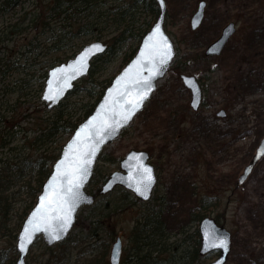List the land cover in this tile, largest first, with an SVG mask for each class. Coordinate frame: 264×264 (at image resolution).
Segmentation results:
<instances>
[{
	"label": "rangeland",
	"instance_id": "1",
	"mask_svg": "<svg viewBox=\"0 0 264 264\" xmlns=\"http://www.w3.org/2000/svg\"><path fill=\"white\" fill-rule=\"evenodd\" d=\"M165 1V28L176 49L174 63L131 125L104 148L101 154L104 160H99L95 167L101 179L98 185H90L87 191L98 194L105 178L119 169L120 161L129 151H146L158 174L153 196L162 197L159 201L165 211L170 244L175 247L182 241L189 246L190 240H182L184 235L199 227L198 224H191V215L206 213V217L218 220L231 233V251L226 264H264V156L247 179L242 184L238 182L264 138V0H203L208 5L205 19L197 30L191 28V17L202 0ZM32 6V0H29L18 7L6 16L2 27L11 29L10 23L18 20ZM151 11L149 6L140 8L136 14L139 29H150L155 22ZM230 21L237 26L236 34L222 54L206 56V47ZM115 34L109 31L99 40L92 36L78 40L75 46H81L75 51L74 48H67L62 57L64 61L68 57L73 58L85 45L94 41L111 44V37ZM34 36L35 32L30 30L11 34L0 46V63H17L20 66V71L0 81V109L4 116H8L5 129L16 121L20 123L15 128L14 144L21 149V154H58L71 133L60 134L44 145H32L33 135L47 126L48 119L55 112V109H48L42 100L43 75L60 64H53L56 54L48 55L47 50L39 54L28 51L29 41ZM45 40L47 38H41L40 42ZM138 43L137 40H129L123 53H130ZM123 53L112 56L105 64L103 60L98 61L93 96L88 94V89L92 88L87 82L88 77L77 83L84 90H77L69 97L67 104L76 115L74 119L83 117L82 105L88 102L91 106L97 105L102 92L126 66L128 62H124ZM182 74L194 76L201 84L203 103L197 111L190 106L191 92L183 85ZM221 111L225 113L224 117L219 113ZM26 113L29 116H25ZM5 153L8 157L12 155L15 161L19 158L17 149L13 152L5 149ZM96 198L95 204L100 200L114 204L121 196L117 190H113L101 194V197L96 195ZM16 200L12 223L17 221L19 213L26 207L31 206L30 212L36 204L26 194ZM155 200L152 197L146 204L151 207ZM142 203L130 202L125 211L109 218V222L115 225V237L111 240L104 264H110L111 247L117 237L122 239L124 247L123 264L129 249V237L147 208ZM95 204L79 211L81 223L78 226L75 224L76 229L71 233L76 239L82 223L88 227L86 216ZM182 228L184 233L181 232ZM8 240L10 237L0 234V250L9 252L11 241ZM39 243L32 247L27 264H39V257L44 253ZM190 246L192 248V242ZM83 247L79 245L75 248L73 259L63 264H97L96 257ZM63 249L66 251L67 246H54L52 251L57 253ZM217 256L216 253L202 255L198 262L208 264Z\"/></svg>",
	"mask_w": 264,
	"mask_h": 264
},
{
	"label": "trees",
	"instance_id": "2",
	"mask_svg": "<svg viewBox=\"0 0 264 264\" xmlns=\"http://www.w3.org/2000/svg\"><path fill=\"white\" fill-rule=\"evenodd\" d=\"M27 1L29 0H0V46L4 45L11 34L30 30L35 32V36L29 41L30 49L28 51L39 54L40 51L47 50L46 54L48 55L56 54V59L53 63L56 64L64 61L62 55L65 54L64 51L67 48L71 50L74 48L73 50L75 51L77 48L75 44L78 40H84L85 37L89 36L99 40L105 37L109 31L116 33L111 37L112 42L109 50L105 54L96 57L92 63V68L87 76V82L93 88L88 89L90 96H93V90L96 88L93 80L94 75L98 72V61L103 60V64H105L110 61L112 56L123 53L127 42L131 39L134 42L137 40L139 43L137 48L130 53L129 51L123 53L125 55L124 62H129L136 53L142 37L149 30V28L142 30L138 27L139 20L136 18V14L140 8L149 6L152 10V20H156L159 15V7L155 0H32V8L23 12L18 20L10 23L11 29L8 30L7 26L2 27L6 16L13 13L18 7L24 6ZM41 38H47V40L40 42ZM15 71H20V66L17 63L12 65L0 63V81H4L5 78ZM47 74L48 71L43 75L44 85ZM79 89H82V87L76 85L74 90L68 94L66 100L54 108L55 112L48 119L47 126L33 135L32 145H44L60 134H73L76 127L91 114L96 104L91 106L89 102L82 105L84 109L83 117L74 119L75 113L69 110L68 99ZM25 116H29V113H26ZM7 119L8 116H4L0 109V234L10 237L12 243H10L11 249L9 248V252L0 250V264H16L18 253L14 243L31 208V206L29 208L26 207L19 213L17 221L12 223V211L15 209L16 199L26 194L31 197L32 203H36V198L41 193L42 187L51 173L53 164L61 154L62 148L58 154L46 153L38 156L21 154V149L14 144L16 138L14 134L15 128L20 123L16 121L15 124L7 125V129H5L4 125H6ZM5 149H10L11 152L17 149L19 158L15 161L12 155L6 156ZM99 160H104L103 156ZM100 179L95 171L88 187L90 185H98V180ZM115 190L121 196L118 202L112 204L104 203L103 200H100V203L90 207V212L86 216L88 217L86 220H89L88 227L86 228L84 226L85 223H82L79 227V237L76 239L75 235H71L76 229L74 226L75 229L73 228L68 238L55 245L62 247L66 245V251L63 249L54 253L52 251L54 246H47L40 237L37 242L39 241V244L42 245L44 253L39 257L38 263H68L75 256L72 255L74 249L79 245H84L83 248L88 250L90 255L96 257L97 264H104L111 240L115 237V225H113L114 222H109V218L125 211L130 202L135 201L136 203L140 201L122 187H118ZM97 193V197H101L100 189H98ZM154 198L156 200L151 207L146 202L142 203L147 205V208L143 216L141 215L138 218L132 230L129 237V249L123 264L198 263L200 256H202L200 253L201 236L199 228L196 227L192 233L184 235L182 239L183 241L190 240V245L191 242L193 244L192 248L190 245H185L182 241L174 247L173 244L169 243L171 237L168 234L164 220L165 211L160 206L159 200L162 197L153 196V200ZM206 216V213H194L191 215L190 222H192L191 224L199 225ZM80 223L81 220L78 219L77 215V226ZM181 232H185L184 228L181 229ZM78 256L77 253L76 257ZM91 264L93 263L91 262Z\"/></svg>",
	"mask_w": 264,
	"mask_h": 264
},
{
	"label": "water",
	"instance_id": "3",
	"mask_svg": "<svg viewBox=\"0 0 264 264\" xmlns=\"http://www.w3.org/2000/svg\"><path fill=\"white\" fill-rule=\"evenodd\" d=\"M155 1L159 6V15L141 39L137 53L113 78L93 112L77 126L52 166L36 204L17 235L16 264H27L30 250L39 237H42L49 247L67 239L79 210L95 203L96 198L87 191V186L104 147L117 139L122 130L144 109L156 91L158 82L168 73L176 50L165 28L166 1ZM205 8L206 1H201L191 18L193 30L202 24ZM234 33V24L226 25L222 35L206 48V56H219ZM106 49L107 45L102 41H94L85 45L73 58L48 71L42 94V100L48 109L57 107L68 96L75 83L89 74L92 61L104 54ZM181 80L191 92V108L194 111L199 110L203 97L199 81L187 74H182ZM220 114L223 117L225 115L223 111ZM263 156L264 138L239 177L240 184L247 179ZM149 160L150 156L146 151H129L120 161V168L112 172L103 183L101 193L106 194L120 186L141 201H149L157 183L155 167ZM26 230H31V241L27 244L24 243ZM199 232L200 253L207 255L218 252L217 258L208 264H225L231 251V233L211 217L201 220ZM54 236L59 238L54 239ZM122 251V239L117 237L111 247L110 264H120Z\"/></svg>",
	"mask_w": 264,
	"mask_h": 264
},
{
	"label": "flooded vegetation",
	"instance_id": "4",
	"mask_svg": "<svg viewBox=\"0 0 264 264\" xmlns=\"http://www.w3.org/2000/svg\"><path fill=\"white\" fill-rule=\"evenodd\" d=\"M204 19H205V18H204ZM203 21H204V20H203ZM202 23H203V22H202ZM230 23H233L234 26H235V33L233 34V35H235L236 32H237V26H236V24H235L233 21H230V22L226 23V24L224 25V27H225L226 25L230 24ZM201 25H202V24H201ZM201 25H200V26H201ZM224 27L221 29V32H220V34L218 35V37H219L220 35H222V31H223ZM233 35H232V36H233ZM232 36H231V37H232ZM218 37H217V38H218ZM231 37L229 38V40H228L227 43L225 44L224 48L226 47V45H227L228 42L230 41ZM217 38H216V39H217ZM216 39H214V40H216ZM214 40H213V41H214ZM213 41H212V42H213ZM212 42H211V43H212ZM207 47H208V46H207ZM224 48H223V49H224ZM222 51H223V50H222ZM221 54H222V52H221ZM202 103H203V102H202ZM202 103H201V106H202ZM190 106H191V105H190ZM217 115H218V114H217ZM156 172H157V171H156ZM157 175H158V174H157ZM157 181H158V178H157Z\"/></svg>",
	"mask_w": 264,
	"mask_h": 264
},
{
	"label": "snow or ice",
	"instance_id": "5",
	"mask_svg": "<svg viewBox=\"0 0 264 264\" xmlns=\"http://www.w3.org/2000/svg\"><path fill=\"white\" fill-rule=\"evenodd\" d=\"M128 117H125V119H127ZM69 191H71V189H69ZM55 238H59L58 236H54ZM31 241V230H26L25 232V236H24V243L27 244Z\"/></svg>",
	"mask_w": 264,
	"mask_h": 264
},
{
	"label": "bare ground",
	"instance_id": "6",
	"mask_svg": "<svg viewBox=\"0 0 264 264\" xmlns=\"http://www.w3.org/2000/svg\"><path fill=\"white\" fill-rule=\"evenodd\" d=\"M102 42H103V41H102ZM111 42H112V41H111ZM103 43H104L105 45H107V49H106V51H105V52H107V51L109 50V46H110L111 44H109V43H107V42H106V43L103 42ZM92 63H93V61H92ZM4 64H5V63H4ZM91 67H92V66H91ZM10 90H11V89H10ZM133 120H134V119H133ZM132 122H133V121H132ZM132 122H131V123H132ZM131 123H130V124H131ZM62 148H63V147H62Z\"/></svg>",
	"mask_w": 264,
	"mask_h": 264
}]
</instances>
